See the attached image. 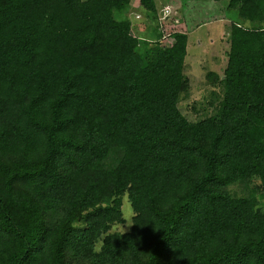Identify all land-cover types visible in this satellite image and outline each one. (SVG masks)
I'll use <instances>...</instances> for the list:
<instances>
[{
	"label": "trees",
	"instance_id": "1",
	"mask_svg": "<svg viewBox=\"0 0 264 264\" xmlns=\"http://www.w3.org/2000/svg\"><path fill=\"white\" fill-rule=\"evenodd\" d=\"M215 3L227 63L190 120L156 0H0V264H264V0Z\"/></svg>",
	"mask_w": 264,
	"mask_h": 264
},
{
	"label": "rangeland",
	"instance_id": "2",
	"mask_svg": "<svg viewBox=\"0 0 264 264\" xmlns=\"http://www.w3.org/2000/svg\"><path fill=\"white\" fill-rule=\"evenodd\" d=\"M195 1L156 0L158 31L166 34L170 30L178 29L188 35L184 73L189 79L190 88L187 94L181 98L179 108L190 120L202 117L205 113H211L212 108L208 102L210 101L212 91L218 93L219 88H213L208 83L206 74L215 72L222 76L229 50L228 32L230 20L213 17V15L219 17L221 15L225 16L226 12H218V5L215 3V0ZM223 5H225V2L222 1L221 6ZM162 8H167L169 15L162 16L160 14ZM130 9L132 13L128 14V18L130 20L137 18L136 29L144 31L146 24L144 23L143 13L138 11L137 1L132 3ZM206 18H208L207 21H205ZM226 18L235 20L232 14L226 15ZM203 20L205 22L201 23ZM244 25L250 26V23H245ZM168 39L166 38L164 42L168 43ZM193 108L198 112L194 111ZM233 190H236V188H233ZM261 201L264 204V199H261ZM122 212L126 223L116 226L113 230L123 233L130 227L132 217L131 207L126 200H123Z\"/></svg>",
	"mask_w": 264,
	"mask_h": 264
},
{
	"label": "built area",
	"instance_id": "3",
	"mask_svg": "<svg viewBox=\"0 0 264 264\" xmlns=\"http://www.w3.org/2000/svg\"><path fill=\"white\" fill-rule=\"evenodd\" d=\"M168 9L167 8H165L164 10H163V16L165 17L167 14H169V12L167 11Z\"/></svg>",
	"mask_w": 264,
	"mask_h": 264
}]
</instances>
